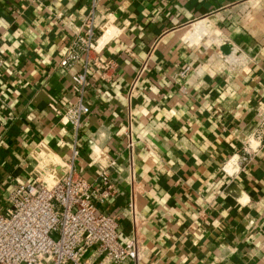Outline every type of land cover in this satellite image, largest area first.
I'll return each instance as SVG.
<instances>
[{
    "label": "crops",
    "instance_id": "obj_1",
    "mask_svg": "<svg viewBox=\"0 0 264 264\" xmlns=\"http://www.w3.org/2000/svg\"><path fill=\"white\" fill-rule=\"evenodd\" d=\"M93 5L114 28L102 49L117 67L88 77L76 134L50 104L75 101L81 63L60 60ZM0 56V213L36 164L50 170L76 144L88 180L107 170L117 193L101 207L119 215L122 239L137 237L144 264H264V150L222 170L264 107V0H0Z\"/></svg>",
    "mask_w": 264,
    "mask_h": 264
},
{
    "label": "built area",
    "instance_id": "obj_2",
    "mask_svg": "<svg viewBox=\"0 0 264 264\" xmlns=\"http://www.w3.org/2000/svg\"><path fill=\"white\" fill-rule=\"evenodd\" d=\"M94 5L60 60L65 69L81 63V70L71 76L75 101L65 111L50 104L58 115L72 124L76 134L90 110L85 101L88 77L107 81L117 67L116 60L102 49L115 35L114 28L108 19H104L103 24L97 23ZM237 53L239 55L234 60H239L242 52L231 46L229 57ZM151 54L150 50L147 57ZM147 60L126 89L129 103ZM2 64L0 56V68ZM188 72L189 67L182 66L179 75L186 76ZM133 146L130 125L127 148L131 192L127 208L134 220ZM251 150H264V107L243 142L242 150L230 156L222 170L234 173L245 167ZM79 155L80 149L75 144L69 158L54 161L52 169L36 164L32 183L18 184L10 192L8 206L0 213V264H144L137 237L122 239L119 215L106 213L101 207L117 193L107 170L101 172L100 180H88L79 164Z\"/></svg>",
    "mask_w": 264,
    "mask_h": 264
},
{
    "label": "rangeland",
    "instance_id": "obj_3",
    "mask_svg": "<svg viewBox=\"0 0 264 264\" xmlns=\"http://www.w3.org/2000/svg\"><path fill=\"white\" fill-rule=\"evenodd\" d=\"M233 47H235V46H233ZM236 48V47H235ZM239 49V48H238ZM237 55H239L238 53L236 54V55H232L231 57H230V59H232V60H234V58H237L238 56Z\"/></svg>",
    "mask_w": 264,
    "mask_h": 264
}]
</instances>
